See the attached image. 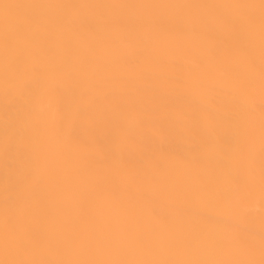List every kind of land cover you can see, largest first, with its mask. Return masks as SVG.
Segmentation results:
<instances>
[{
  "label": "bare ground",
  "instance_id": "1",
  "mask_svg": "<svg viewBox=\"0 0 264 264\" xmlns=\"http://www.w3.org/2000/svg\"><path fill=\"white\" fill-rule=\"evenodd\" d=\"M0 264H264V0H0Z\"/></svg>",
  "mask_w": 264,
  "mask_h": 264
}]
</instances>
